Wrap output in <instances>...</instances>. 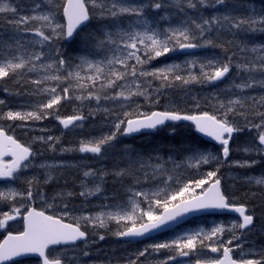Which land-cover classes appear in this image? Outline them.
Here are the masks:
<instances>
[{"label":"snow or ice","instance_id":"1","mask_svg":"<svg viewBox=\"0 0 264 264\" xmlns=\"http://www.w3.org/2000/svg\"><path fill=\"white\" fill-rule=\"evenodd\" d=\"M206 9L216 11L205 15ZM189 10L194 15H189ZM149 11L154 15L149 16ZM175 13L183 15L169 22ZM93 19L101 23L89 30ZM0 24L8 26L0 33V82H12L18 89L4 91L46 97L42 102L22 101L21 110H0V120L21 121L20 126L25 127L29 121L52 118L72 130L83 129L85 121L102 114L107 132L89 134L76 146L61 145L60 137L54 135L33 140L44 146V151L60 156L78 152L82 161L114 159L111 168L55 158L41 160L44 152L0 127V182L7 186L23 180L26 184L23 189L7 187L0 191V230L5 232L0 239V264H24L33 256L40 264H87L83 258L91 256L88 226L109 229L114 222L116 237L133 240L170 227L190 214L223 211L238 213L242 222L200 228L170 242L146 245L126 254L122 264H264V247L246 248L248 241L242 239L247 235L243 230H252L254 215L246 205L232 202L220 175L226 163L236 167L258 163L255 159H229L230 142L237 133L255 131L252 142L239 150L264 156V95L257 98L247 92L264 89V44L256 46L241 38L264 34V13L245 9L236 14L235 9L229 10V0H0ZM202 48L231 52L224 58H189L182 64L147 67L169 54ZM233 68L236 77L224 90L228 95L209 98L211 112L175 107L144 110L134 99L143 97L149 104L159 103L161 89L174 87L177 82L185 86L216 84ZM191 99L199 109V97ZM65 101L80 102L74 114L60 115ZM4 104L0 99V105ZM25 106L28 110H23ZM85 107L89 108L87 114ZM182 121L190 122L219 149L207 152L189 147L183 159L177 160L171 154L166 158L145 155L129 145L121 146L122 137ZM40 131L48 129L42 127ZM204 165L213 168L202 171ZM68 168L82 176L80 190L50 197L41 185L52 183L58 176L63 178ZM35 169L43 170L42 179L36 174L26 175ZM109 177L116 193L113 202L102 201L94 214H74L70 198L78 195L87 201L100 197ZM244 180L264 187V174L245 176ZM10 222L22 226L12 231ZM226 232L231 233L227 238ZM98 239L105 240V235L99 234ZM78 242H83L82 250ZM161 250L170 254L160 258ZM191 257L194 261L179 259Z\"/></svg>","mask_w":264,"mask_h":264},{"label":"rangeland","instance_id":"2","mask_svg":"<svg viewBox=\"0 0 264 264\" xmlns=\"http://www.w3.org/2000/svg\"><path fill=\"white\" fill-rule=\"evenodd\" d=\"M229 1H235V0H229ZM248 1V0H247ZM254 5L251 8H248L250 4L247 6L246 10L252 11L255 10L257 13H264V0H254ZM12 3H15V0H11ZM233 7H230L229 10H232ZM221 11L222 8L220 9ZM245 9H235L236 14H240ZM171 11V10H170ZM213 11H216L213 9ZM177 15H183L182 13H175L172 19L169 22H175V17ZM189 15H194L191 10H189ZM161 24H165L164 21H160ZM6 25V24H5ZM166 26V24H165ZM262 35L260 33H257L252 36L245 37V40L254 42L256 46H260L261 44H264V41L257 42L258 36ZM196 54V53H195ZM203 53H198L194 57L193 55L185 56L182 52L172 53L169 54V57L161 58L162 63H183L185 59L189 58H199L201 59ZM180 55H183L181 57ZM182 61V62H179ZM163 64H161L162 67ZM158 68V67H154ZM153 69V68H150ZM236 77V69L233 68L230 74L225 78L222 82L212 84L213 93H225L221 96V98H224L228 94L224 91L228 86L231 84V78ZM187 85L183 86V91H188L181 95L180 99H171L169 98L168 94L166 95V89H161V95H159V103H152L149 104L143 97H134V99L143 107L144 110H164L165 108H179L184 111L188 112H196V111H213V103H209V98L212 97V92H204V91H195L190 92L189 88L192 86ZM32 87V86H30ZM263 91V92H262ZM248 94L251 96H256L259 98L260 95H264V89L260 88H254L247 90ZM220 95V94H219ZM241 95H244V93H241ZM192 96L199 97L200 99V108L196 109L194 108V102L191 99ZM16 96L14 94H10L9 92L4 91V89L0 88V99H3L5 101L4 105H0V110H8L9 108L14 110H21V103L24 100H31L33 102L36 101H44L46 97L43 96ZM153 101L157 99L155 95L152 97ZM67 102V101H65ZM63 106L60 108V115L61 112L65 109L64 103ZM80 102L74 101V104L70 108V114H74V111L78 109V105ZM164 103V104H163ZM155 105L161 106V109H155ZM94 106V102H93ZM154 106V107H153ZM202 106L206 107L205 109L202 108ZM23 110H28L27 107H24ZM83 111L85 114L89 111L88 107L83 108ZM96 119L99 121L97 123H90L92 119H89L88 121H85V127L83 129H72V130H63L62 126L59 125L58 121L52 118L43 120L41 122H35V121H29L27 122V126L21 127L20 125L23 123L21 121H6V120H0V127H5L8 129L11 134L15 135L20 140L25 141L26 144H30L33 149L39 150L44 152V155L39 157V159L44 160L47 159L51 161L53 158L60 160V155L58 153H52L44 151V146H42L38 141H34L33 137L40 136V135H54L60 137V144L65 147H73L76 146L80 139H82L85 136H88L89 134L92 135H99L102 132H107L108 126L101 122L102 120V114H98L96 116ZM49 123H54L50 124ZM31 124V125H30ZM46 128L48 131L41 132L40 128ZM174 129V131H173ZM190 130L192 133L195 134L194 128L189 125H181V127L177 128L176 126H168L166 128H161L157 130L153 134L149 135H141L137 137H122V145H129L138 152H141L145 155L151 153V154H158L161 157H167L170 154L174 156L177 160L183 159L186 150L189 147H196L194 145L188 146L185 148V150L178 152L175 151L174 148H171L170 152L166 151L169 150L168 144L171 142V138L179 133L182 136H186L190 134ZM26 132V133H25ZM241 136H238V135ZM233 140L230 142V148L232 149L230 154V160H258V163H256L252 167H236V166H230L229 164H225L222 167V170L220 172V175L223 177V187L224 190L229 195L230 199L233 203L240 205H246L249 208V211L254 215L255 224L250 232L244 231L247 233L246 236L242 237V239H246L248 243L245 244V247H255V248H261L264 247V187L256 186L254 183L249 184L245 182L244 177L245 176H260L264 174V156H256L253 155H246L244 152L240 151L239 148L245 144H248L252 142L253 137L255 136V131L249 132L248 130H245L244 132L238 133ZM67 143V145H65ZM182 146H187V144H184ZM207 148H200L202 151L207 152H216L218 149H214L215 147L207 145ZM60 145H57V148H59ZM74 159H63L65 161H68L70 163H84V164H90L92 167H96V160L88 159V160H81V155L78 152L71 153ZM99 165L97 167H104L107 166L108 168H111L114 159L112 157H109L108 159H105L103 161H98ZM207 165H204L203 167H206ZM213 166V165H212ZM203 169V168H202ZM201 169V170H202ZM68 174H66L63 178H57V180H54L52 183L55 186V189H47L45 185L49 184H42L41 187L44 191L48 193V195L51 197L54 193L57 192H68V191H74L78 192L80 190L79 187V180L82 179V176L76 173L74 168H68L67 169ZM189 172L194 171L192 169L188 170ZM64 172V171H63ZM43 170L41 169H35V170H29L26 175L31 176L33 174H36L37 176H42ZM72 175V176H71ZM71 177V178H70ZM239 177V178H237ZM75 186V189H74ZM7 187H14L11 184L9 185H0V191H6ZM15 187H19L21 189L26 187V184L23 182V180L19 181V184ZM240 189H245V191H239ZM114 191V182L111 177L108 178V183L105 186V192L100 195V197H91L89 200L85 201L83 198L79 197L78 195L75 197L70 198V208H73L74 214L78 215L81 212L85 215L100 210L101 202L104 203H112L113 197L115 195ZM123 195V193H121ZM257 200V203L253 204L251 201ZM261 200V203L259 202ZM22 203V201H20ZM56 203L59 205L60 201L57 199ZM37 206H39V202H37ZM62 207V205H60ZM262 209V210H260ZM106 211L108 209H105ZM240 222L237 218L234 217H209L204 220H198L195 223L192 224H186L180 228H177L176 230L164 234L158 237H154L142 242H134V241H121L118 240L117 237L113 234L117 230V225L113 222L109 225V229H93L91 226H88L87 232L90 234V240H89V249L91 251L90 257L83 258L87 261V264H117V261H120L122 264V259L126 254H131L137 249H142L146 245L152 244V243H160V242H170L171 240L177 238L178 235L189 233L194 230L204 228L205 230L211 228L213 225L223 224L226 227L230 226L232 223H238ZM12 223V231L18 230L22 225L19 222H10ZM241 230H237L239 233ZM5 234L4 230H0V239L3 238V235ZM99 234L105 235V240L100 241L98 239ZM230 232L225 233V238L230 236ZM95 241V243H92ZM84 246L81 247V250ZM237 250V254H238ZM168 250H161L160 258L166 257L169 255ZM206 255H214L211 253H206ZM235 255V254H234ZM103 257H106L105 259H102ZM181 260H193L195 257L191 258H179ZM24 264H37L30 261H25Z\"/></svg>","mask_w":264,"mask_h":264},{"label":"trees","instance_id":"3","mask_svg":"<svg viewBox=\"0 0 264 264\" xmlns=\"http://www.w3.org/2000/svg\"><path fill=\"white\" fill-rule=\"evenodd\" d=\"M136 2H139V0H136ZM254 2H255L254 0H248V1L247 0L229 1V8L230 7H233V9H240V8L241 9H246L247 6L250 3L251 4H250V6H248V8H251L254 5ZM222 10H223V8H222ZM212 12H214L213 9H206L205 10V15H209ZM152 15H154V14L151 11H149V16H152ZM99 23H101V22L98 21V20H96V19L91 20V23L89 24V30H94L95 29V26L97 24H99ZM7 27L8 26L5 25V24H0V33H3ZM241 38L244 39L245 37L242 36ZM257 38H258V40H256L257 42L264 41V34L259 35ZM73 47H75V45H73ZM68 51H69L70 54H72V49H68ZM230 52H231V49L229 50V53H225L220 48H214V49L213 48H202L196 54L203 53L202 56H201V59H204L205 57H212V56H218L220 58H224L225 55L230 54ZM196 54H194L193 56H196ZM180 56L183 57V55H180ZM179 62H182V61H179ZM161 64H163L162 63V60H154L147 67L148 68L159 67V66H161ZM155 83L156 84H159V81H156ZM183 86L184 85H181L179 82H177L174 87L168 88V90H166V93L165 94L166 95L168 94L169 98H171V99H180V97H181L182 94L188 92V91H183L184 90ZM0 88H2V89L7 88V89H12V90H18L17 89V86L14 83H12V82H9L7 84H5L3 82H0ZM189 90H191L190 92H193V93L195 91L212 92L213 87H212V84H207V83L197 84V83H193V85L189 88ZM213 94H220V96H222L225 93H220V91H219L218 93H213ZM73 104H74V101H72V102H65L64 103L65 109L63 110V112H61V114L63 116H68L70 114V108L72 107ZM155 106H157V107H155V109H161V106L162 105L161 106L155 105ZM202 108L205 109L206 107L202 106ZM237 119H242V118L238 117ZM179 127H181V126H177V128H179ZM238 136H241V135L239 134ZM184 144H187V146H182ZM191 145H194V146L199 147V148H207L208 147L205 142H203L202 140H200L190 130V134L189 135H186V136H182L179 133H177L176 135H174L171 138V142L168 144L169 150H166V151H169L170 152L171 148H174L175 151L181 152V151L185 150V148H187L188 146H191ZM214 149H217V148H214ZM202 168H203L202 171H207V170H211L213 168V166L212 165H207L206 167H202ZM221 170H222V167L220 169V172H221ZM74 189H75V186H74ZM239 191H245V189H240ZM259 202L261 203V200ZM251 203L255 204V203H257V200L251 201ZM260 210H262V209H260Z\"/></svg>","mask_w":264,"mask_h":264},{"label":"water","instance_id":"4","mask_svg":"<svg viewBox=\"0 0 264 264\" xmlns=\"http://www.w3.org/2000/svg\"><path fill=\"white\" fill-rule=\"evenodd\" d=\"M193 52H194V50H191V51H187L186 53H193ZM224 79H225V78H224ZM224 79H223V80H224ZM219 82H221V81H219ZM170 123H171V122H169L168 124H170ZM180 123L190 124V122H186V121L178 122V123H175V124H180ZM190 125H191V124H190ZM153 131H154V130H144V131H142V132H140V133H151V132H153ZM140 133H136V134H134V135H138V134H140ZM197 134H198L202 139L206 140L207 142H210V143H213V144L219 146L218 144H216L215 141L211 140V138L205 137V136H203V134L198 133V132H197ZM134 135H132V136H134ZM210 214H216V215H217V214H231V215H235V216L239 217V214H238V213L229 212V211H223V212H200V213L190 214V215L187 216L186 218L181 219L178 223H174V224H172L170 227H165L164 229H162V230H158V231H156V232H153V233L149 234L148 236H145V237H142V238H136V239H133V240H137V241L144 240V239H146V238H149V237H152V236H155V235H158V234H161V233L167 232V231H169V230H171V229H173V228L179 226L180 224H182L183 222L187 221V220L190 219V218H193V217H196V216H201V215H210ZM239 218H240V217H239ZM240 219H241V221H242V218H240ZM118 239H120V240H124V241H129L128 238H124V239L118 238ZM78 243H79V242H78Z\"/></svg>","mask_w":264,"mask_h":264},{"label":"flooded vegetation","instance_id":"5","mask_svg":"<svg viewBox=\"0 0 264 264\" xmlns=\"http://www.w3.org/2000/svg\"><path fill=\"white\" fill-rule=\"evenodd\" d=\"M88 121V120H87ZM97 122H99L96 118H95V120H92V121H90V123L89 124H91V123H97ZM31 125V124H30ZM67 143L68 142H66V144L65 145H67ZM66 154H68V156H66ZM60 158L61 159H68V158H70V159H73V155L71 154V153H65L63 156H60ZM66 174H68V171L67 170H65L63 173H62V176L64 177ZM72 176V175H71ZM41 177V179H42V176H40ZM71 178V177H70ZM58 179H60V177L58 178ZM17 183L19 184V181H17L14 185H12V186H16L17 185ZM0 185H4V183L3 182H0ZM45 187L47 188V189H50V188H52V189H55V186H54V184L53 183H50L49 185H45ZM27 261H35V263H37V264H40V261H38V260H27Z\"/></svg>","mask_w":264,"mask_h":264},{"label":"bare ground","instance_id":"6","mask_svg":"<svg viewBox=\"0 0 264 264\" xmlns=\"http://www.w3.org/2000/svg\"><path fill=\"white\" fill-rule=\"evenodd\" d=\"M195 57V56H194ZM263 90V89H262ZM263 92V91H262ZM26 133V132H25ZM66 156H68V154H66ZM74 159V158H73Z\"/></svg>","mask_w":264,"mask_h":264}]
</instances>
